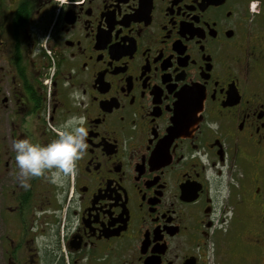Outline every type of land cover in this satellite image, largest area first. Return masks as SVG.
<instances>
[{"label": "flooded vegetation", "instance_id": "obj_1", "mask_svg": "<svg viewBox=\"0 0 264 264\" xmlns=\"http://www.w3.org/2000/svg\"><path fill=\"white\" fill-rule=\"evenodd\" d=\"M0 264H264V0H0Z\"/></svg>", "mask_w": 264, "mask_h": 264}, {"label": "clouds", "instance_id": "obj_2", "mask_svg": "<svg viewBox=\"0 0 264 264\" xmlns=\"http://www.w3.org/2000/svg\"><path fill=\"white\" fill-rule=\"evenodd\" d=\"M74 98L78 93L71 94ZM88 128L83 115H72L59 126L55 138L46 143L33 142L30 138L13 141L17 179L24 188L33 177L45 176L52 184H59L63 177L75 171L88 148Z\"/></svg>", "mask_w": 264, "mask_h": 264}]
</instances>
